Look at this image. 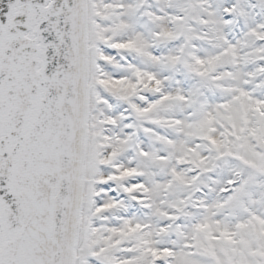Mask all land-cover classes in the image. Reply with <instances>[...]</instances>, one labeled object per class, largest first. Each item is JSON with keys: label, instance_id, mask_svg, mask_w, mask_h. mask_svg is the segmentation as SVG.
<instances>
[{"label": "snow or ice", "instance_id": "snow-or-ice-1", "mask_svg": "<svg viewBox=\"0 0 264 264\" xmlns=\"http://www.w3.org/2000/svg\"><path fill=\"white\" fill-rule=\"evenodd\" d=\"M0 264H264V0H0Z\"/></svg>", "mask_w": 264, "mask_h": 264}]
</instances>
